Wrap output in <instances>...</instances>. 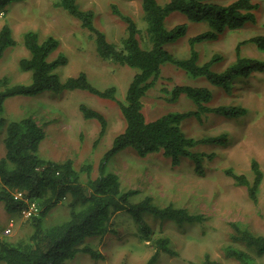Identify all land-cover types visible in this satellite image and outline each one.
Returning <instances> with one entry per match:
<instances>
[{
    "label": "trees",
    "instance_id": "obj_1",
    "mask_svg": "<svg viewBox=\"0 0 264 264\" xmlns=\"http://www.w3.org/2000/svg\"><path fill=\"white\" fill-rule=\"evenodd\" d=\"M23 1L0 0V13L6 11L9 5ZM222 1L167 0L161 4L158 0H140L144 31L132 16L112 5V14L125 25V36L117 45L95 27L94 12L81 9L79 0H54L56 7L78 20L81 28L90 34L96 53L102 60L134 70L124 99L117 97L118 90L114 85L95 87L84 72L62 79L56 70L66 65V57L62 54L56 58L51 57L58 49L59 41L53 36L40 39L34 30L22 34L27 56L19 59L18 70L27 73L28 80L13 83L8 76L0 77V130L4 129V155L0 157V204L8 215H19L27 204L15 200L14 193L22 192L25 198L36 203L38 212L29 218V235L15 242L0 238V264H70L79 252L88 254L94 260H104L100 251L90 245L80 244L85 238L115 233L112 218L121 211L128 213L137 226L138 238L148 242L154 249L145 264H155L161 253L176 255L167 236L153 237L154 231L146 217L190 224L202 223L204 215L171 203L163 205L148 195L137 203H131V198L139 191H124L119 177L108 171V164L118 153L132 149L140 158L160 154L170 159L173 165L179 164L181 159H188L194 170L203 174V160L213 159L215 154L198 153V146L224 145L227 135L223 133L196 139L185 135L181 124L191 117L203 123V115L209 114L232 120L246 115L247 111L241 106H209L212 92L207 87L186 84L163 88L164 98L175 103L184 95L193 102L195 110L167 112L151 121H147L142 112L143 99L163 79L162 69L166 65L181 70L190 80L205 79L211 86L220 87L227 93L232 91L236 80L264 73L263 61L242 53V47L249 43L264 52V35L238 41L234 48V60L221 71L212 70L213 65L221 60L218 55L199 63L195 48L197 44L216 41L225 31H238L246 24L256 22L259 5L253 0H233L227 4ZM173 13L184 16L190 23L208 27L188 38V55L182 58L176 57L166 48V45L184 37L188 28L185 23L167 28V19ZM15 45L12 30L4 23L0 28V59L7 49ZM75 90L115 102L124 123L123 130L113 138L98 165V176L95 179L88 178L86 182L81 180L80 172L75 169L71 159L55 161L40 157V145L46 134L32 116L16 121L1 117L9 98L34 97L45 92L61 94ZM78 110L84 119L99 124L100 130L95 140L99 142L107 130L106 119L85 103H80ZM85 170L90 175L89 166ZM250 170L252 180L231 167L225 168L223 173L236 186L243 187L253 207L258 208L263 172L255 159L250 162ZM61 204L67 209L65 219L47 223L50 213ZM228 225L231 229L228 235L230 242L242 244L245 249L226 245L222 249L224 257L236 264H257L255 257L264 256V235L253 233L247 224L240 221ZM203 259L205 264H222L219 259H209L208 255Z\"/></svg>",
    "mask_w": 264,
    "mask_h": 264
},
{
    "label": "rangeland",
    "instance_id": "obj_2",
    "mask_svg": "<svg viewBox=\"0 0 264 264\" xmlns=\"http://www.w3.org/2000/svg\"><path fill=\"white\" fill-rule=\"evenodd\" d=\"M167 0H158L163 4ZM233 0H223L227 4ZM259 8L255 24L248 23L238 31H225L216 41H205L196 45L199 63H204L213 55L221 60L212 70L221 71L234 60V48L238 41L256 35H264V0H253ZM81 9L94 12L95 27L104 32L107 39L120 45L125 36V25L111 12V6L132 16L138 27L144 31L140 0H79ZM7 23L12 30L16 45L7 49L0 59V77L8 76L11 82H26L27 73L18 70V61L27 56L22 43V34L27 30L36 31L40 39L53 36L59 41L58 49L51 56L58 54L66 57L67 63L57 68L58 75L68 76L84 72L97 88L114 85L119 99H124L128 83L134 70L120 66L112 61L102 60L96 53L90 34L81 28L78 20L63 9L54 5V0H24L13 3L0 13V28ZM187 24L186 35L175 43L166 45L168 51L178 58L188 55V38L208 29L204 24L190 23L178 13L167 19V28L177 24ZM246 56L264 62V52L254 44L242 47ZM163 79L150 90L143 99L142 112L147 121L154 120L167 112L195 110L192 101L182 95L175 103L164 98L162 89L176 84L207 87L212 92L209 106L234 105L243 107L244 117L232 120L213 114L203 115V123L194 117L186 119L181 129L188 137L201 138L225 133L224 145H203L198 153H214L213 159L203 160V174L194 170L188 159H181L173 165L170 159L160 154H151L140 158L132 149H126L114 156L108 164V171L119 177L121 188L137 190L131 203L151 196L159 203L173 204L201 213L202 223L177 224L169 221L146 217L153 229V237L167 236L176 255L161 253L155 264H205L204 256L219 259L222 264H236L223 255V247L233 245L245 249L242 244L229 240L230 222L240 221L257 235H264V73H255L248 79L235 81L230 93L217 86H211L205 79L190 80L173 66L162 69ZM80 103H85L100 112L107 122L105 135L96 143L100 126L94 120H86L78 110ZM32 116L45 131L46 137L40 145V157L62 161L71 159L75 169L80 172L81 180L95 179L98 165L105 152L110 148L113 138L119 134L124 123L118 105L84 91H65L61 94L49 92L34 97H13L6 100L1 117L16 121ZM4 129L0 130V157L4 155L2 139ZM197 151V150H195ZM257 160L263 172V180L258 194V208H254L243 187L236 186L223 173L231 167L252 180L250 162ZM89 166L90 175L85 172ZM66 207L58 205L48 216L47 223H56L65 219ZM13 226L6 233L7 223ZM115 233L103 237L85 238L80 244L90 245L104 255V260L91 259L88 254L79 252L70 264H145L153 253V247L138 238L137 226L125 211L116 213L112 218ZM31 232L29 219L19 215H8L0 204V238L16 240ZM257 264H264V256L255 257Z\"/></svg>",
    "mask_w": 264,
    "mask_h": 264
},
{
    "label": "built area",
    "instance_id": "obj_3",
    "mask_svg": "<svg viewBox=\"0 0 264 264\" xmlns=\"http://www.w3.org/2000/svg\"><path fill=\"white\" fill-rule=\"evenodd\" d=\"M14 199L15 200H22L25 202V204H27V206L25 208H23L20 212V215L23 218H31L32 216L36 215L38 212V207L36 205V203L32 200H28V198H25V195L22 192H15L14 193ZM13 226V222L12 220H10L7 223V228L6 230H4L6 233L10 232L11 228Z\"/></svg>",
    "mask_w": 264,
    "mask_h": 264
}]
</instances>
